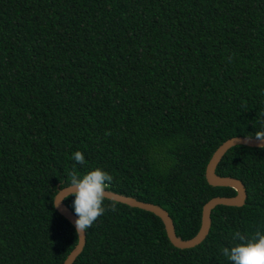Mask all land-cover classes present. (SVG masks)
<instances>
[{"label": "trees", "instance_id": "16d2710c", "mask_svg": "<svg viewBox=\"0 0 264 264\" xmlns=\"http://www.w3.org/2000/svg\"><path fill=\"white\" fill-rule=\"evenodd\" d=\"M262 120L264 0H0V264H62L75 247L53 205L74 165L194 237L202 206L236 193L206 182L213 152ZM215 173L246 199L216 206L200 244L175 248L157 216L105 199L73 264H231L235 231L264 232V149L234 146Z\"/></svg>", "mask_w": 264, "mask_h": 264}, {"label": "clouds", "instance_id": "9594fccd", "mask_svg": "<svg viewBox=\"0 0 264 264\" xmlns=\"http://www.w3.org/2000/svg\"><path fill=\"white\" fill-rule=\"evenodd\" d=\"M264 125V120L261 121ZM110 135V133H106ZM252 136L257 141L264 142V128L256 131ZM264 149V143L258 145ZM72 159L79 165H85L84 155L80 151H75ZM70 179L66 187L57 189L56 197L53 199L59 203L72 197V208L76 219L73 221L77 236L85 235L87 230L105 213L104 201L107 198V189L113 181V176L101 168H95L82 175L73 166L69 173ZM61 193H63L61 195ZM109 210L115 211V204L109 205ZM232 239L238 241L232 247H223L222 255L231 264H264V232L259 229L251 235L242 234L235 231Z\"/></svg>", "mask_w": 264, "mask_h": 264}, {"label": "water", "instance_id": "95a60500", "mask_svg": "<svg viewBox=\"0 0 264 264\" xmlns=\"http://www.w3.org/2000/svg\"><path fill=\"white\" fill-rule=\"evenodd\" d=\"M264 143L257 141L255 138L248 137H232L224 141L218 148L213 152L208 164L205 169L206 182L213 187H227L233 189L236 193L231 197H214L207 201L201 210L200 227L196 235L190 239L183 240L176 236L173 222L168 215L167 211L158 205L142 202L133 197L124 196L111 191H107L108 200H112L132 208H138L147 212H150L157 216L163 223L166 236L169 242L178 249H189L200 244L208 235L211 226V212L219 205L230 206V207H241L243 206L246 199V191L242 182L232 177H222L215 173V169L220 162L224 154L232 147L237 145H243L251 148H260L258 145ZM63 193H61L62 195ZM56 195L54 196V198ZM55 210L62 215L73 227V221L76 219L75 214L63 203H59V196L57 197V203H54ZM75 229V228H74ZM86 236H77V243L71 252L67 255L66 259L62 264H73L78 255L82 252L85 245Z\"/></svg>", "mask_w": 264, "mask_h": 264}]
</instances>
